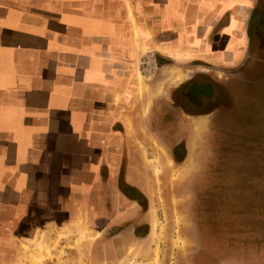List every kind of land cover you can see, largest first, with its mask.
<instances>
[{
    "label": "crops",
    "instance_id": "obj_1",
    "mask_svg": "<svg viewBox=\"0 0 264 264\" xmlns=\"http://www.w3.org/2000/svg\"><path fill=\"white\" fill-rule=\"evenodd\" d=\"M218 112L264 128V0H0V264L148 243L159 186H212Z\"/></svg>",
    "mask_w": 264,
    "mask_h": 264
},
{
    "label": "rangeland",
    "instance_id": "obj_2",
    "mask_svg": "<svg viewBox=\"0 0 264 264\" xmlns=\"http://www.w3.org/2000/svg\"><path fill=\"white\" fill-rule=\"evenodd\" d=\"M177 78L182 82L185 76L180 73ZM216 116L207 147L214 154L213 167L218 168L212 186H159L160 205L154 210L150 240L144 245L130 236L120 237L109 264H264V159L254 160L252 150L247 152V141H258L264 128L238 126L235 116L232 120H222L219 112ZM206 127L203 119L195 121L197 140ZM195 154L190 170L198 167ZM247 162L250 169L245 167ZM223 163L231 171L230 164H238L235 169L242 175L227 177V183L223 176L220 182ZM254 166L260 171H251ZM44 249L49 253L39 244L40 252ZM42 260L40 254L37 261Z\"/></svg>",
    "mask_w": 264,
    "mask_h": 264
},
{
    "label": "flooded vegetation",
    "instance_id": "obj_3",
    "mask_svg": "<svg viewBox=\"0 0 264 264\" xmlns=\"http://www.w3.org/2000/svg\"><path fill=\"white\" fill-rule=\"evenodd\" d=\"M198 81H200V80H198ZM198 81H196V80H191V81H189V82H187L186 84H183L182 86L184 87H182L183 89V91L185 92V93H192V92H196V91H198V90H203L204 88V86L206 87V84H205V82H203L202 80L200 81V82H198ZM213 91L215 92L214 93V96H216V100H218V98L219 99H221V94H219V92H220V90L219 91H217L216 90V87L214 86V84H213ZM216 93L218 94V95H216ZM182 102H183V100H182ZM185 102H186V100H185ZM189 104H190V102H189ZM182 105H183V107H188L189 105H187V103H182ZM191 106H192V104H191ZM204 105H202V104H200V105H198V108H200V107H203ZM192 108V107H191ZM200 111L201 110H198V113H200ZM199 119V118H198Z\"/></svg>",
    "mask_w": 264,
    "mask_h": 264
},
{
    "label": "trees",
    "instance_id": "obj_4",
    "mask_svg": "<svg viewBox=\"0 0 264 264\" xmlns=\"http://www.w3.org/2000/svg\"><path fill=\"white\" fill-rule=\"evenodd\" d=\"M226 153V152H225ZM236 156H238L237 155V151H236ZM225 157V156H224ZM223 157V158H224ZM228 159H229V155L228 156H226ZM237 162H239L238 160H236ZM223 162V161H222ZM225 162V161H224ZM226 166L224 167V163L222 164V169L220 170V176H222V178L219 176V179H220V182H222V179H223V176H224V180H226V183L228 182V179H227V177H229V176H233V175H236L237 177H239L240 175H242V173H237V169H235L236 167H238V164H236V165H234V164H230L231 165V167L232 168H234V169H232V171H231V168H230V166L228 165V164H225ZM233 165V166H232ZM248 166H251V164L250 163H246V165H245V167H248ZM215 167L217 168V166L215 165ZM214 168V167H213ZM218 169V168H217ZM259 180V179H258ZM258 180L257 179H255V181H257L258 182ZM260 183L261 184H263V181H262V179H260ZM223 186H225V182L222 184Z\"/></svg>",
    "mask_w": 264,
    "mask_h": 264
}]
</instances>
